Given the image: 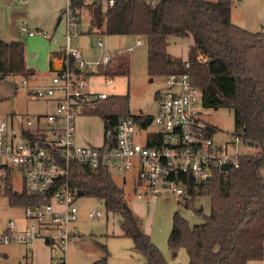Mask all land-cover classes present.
I'll return each mask as SVG.
<instances>
[{
    "label": "trees",
    "instance_id": "16d2710c",
    "mask_svg": "<svg viewBox=\"0 0 264 264\" xmlns=\"http://www.w3.org/2000/svg\"><path fill=\"white\" fill-rule=\"evenodd\" d=\"M233 0H159L151 6L143 0H117L106 7L100 0L85 3L78 0L73 8L91 10V23L109 35L145 36L148 42L147 71L151 76L189 72L202 89L204 107H228L233 111L234 135L242 143L261 149V154H243L239 165L228 170L220 166L211 177L197 182L191 173H180L186 187V198L179 201L203 215L202 223L190 224L179 210L173 213L168 246L173 255L184 247L188 262L177 264H251L264 257V29L249 31L231 18ZM191 37L187 59L173 58L168 52L169 36ZM190 66L186 67L185 62ZM131 57L121 54L98 72L109 78L130 75ZM26 45L22 40L0 38V79L10 75L30 77ZM129 95H111L87 109L98 116L104 131L114 130L119 119L130 115L147 125L149 116L133 115ZM219 127L210 125V133ZM155 145L154 142H148ZM111 140L104 147H111ZM70 183L81 194L101 198L106 211L118 214L124 235L131 238L135 249L146 258L145 264H171L162 250L142 230L141 223L123 189L112 177L107 164L96 167L72 162ZM11 206L34 204L38 198L23 185L15 188L11 173L1 192ZM209 196L210 212L194 207L196 198ZM92 264H108L109 252Z\"/></svg>",
    "mask_w": 264,
    "mask_h": 264
},
{
    "label": "built area",
    "instance_id": "2783aa9c",
    "mask_svg": "<svg viewBox=\"0 0 264 264\" xmlns=\"http://www.w3.org/2000/svg\"><path fill=\"white\" fill-rule=\"evenodd\" d=\"M75 1L78 0H66L61 14L64 44L49 82L31 86L25 78L22 80L33 97L56 100L55 108L25 116V123L18 127L12 119L0 116V193L8 174L19 172L26 191L38 198L34 204L21 206L29 226L15 231V222L10 220L7 230L0 233V244H28L41 237L59 247L62 257L57 264H65L68 244L79 236L72 229L79 219L76 201L80 196V191L69 180L72 162L93 167L107 164L125 182L133 183L137 198H166L171 194L183 200L187 192L180 173H191L200 182L211 177L217 166L225 163L230 167L238 166L243 155L238 148L242 143L239 135L220 140L216 138L217 132L210 133L212 124L201 114L202 89L189 72L163 77L169 89L157 93L158 111L149 116L147 125L130 115L123 116L114 130L104 131V141L111 140V147L79 145L76 142L78 117L87 115V109L95 102L110 96L93 89L96 75L103 76L105 82L112 80L99 73V67L109 64L118 55L134 53L142 41L137 40L97 59L86 58L75 45V38L83 33L78 10L73 8ZM100 1L106 7H113L117 0ZM143 1L154 7L159 0ZM20 29L29 36L51 37L48 31L31 28L24 20ZM99 45H103L101 40ZM185 65L189 67L190 63L186 61ZM138 132H143L142 141L138 140ZM149 140L155 145H149ZM88 216L97 219L103 212L93 209Z\"/></svg>",
    "mask_w": 264,
    "mask_h": 264
},
{
    "label": "rangeland",
    "instance_id": "374dc122",
    "mask_svg": "<svg viewBox=\"0 0 264 264\" xmlns=\"http://www.w3.org/2000/svg\"><path fill=\"white\" fill-rule=\"evenodd\" d=\"M51 1L52 0H30L28 4L12 3L11 6L0 3V33H2V39L8 41L21 39L26 45V57H28V53L33 57H39L42 55L44 48L50 43L49 39L40 35L29 36L27 33H18L15 21H18L16 16H20L19 18L29 22L30 26L33 24L40 25L43 27L42 29L50 33L54 32L55 36L52 43L59 44L63 24L60 23L55 28L60 14L54 17V11L52 10L53 4ZM80 11L83 12V21L79 26L83 33L75 38V45L81 49L82 47L85 48L87 52L88 39L91 38L93 44L98 36L87 32L91 29L89 19L92 16L91 10L84 7ZM232 14L234 15L232 21L249 29L258 30L262 27L261 25L264 24V0H233ZM254 23L257 24L255 25ZM16 24L18 27V22H16ZM101 37L107 45L106 48L110 51L122 48L132 40L136 41L140 39L143 42V45L138 49L139 52L131 55L129 76H115L111 81L106 80L107 82H105L103 76L96 75L93 85L106 91L110 96L129 95L128 106L131 114H138L141 111H148L155 114L157 109L156 92L161 91L164 93L167 92L169 88L162 76H154V80L150 81V78L153 76L149 75L147 71V38L145 36L109 35L105 33H103ZM183 44L185 45L186 43L180 41L175 47L179 49ZM22 80L23 77L20 75H10L5 79H0V116L10 118V112L15 109L17 112L26 111L25 113L20 114L22 117H25L28 115H34L33 112L37 113L45 108L43 101L32 100L30 98L27 88L22 83ZM201 114L207 122L219 127V132L216 134L217 139L223 140L232 138L235 130L232 109L228 107H220L217 109L202 107ZM83 118L82 120H87ZM88 118H90L89 120L91 121V125L88 128L95 129L96 134L101 136V120L95 115ZM15 123L16 127H18L25 123V119L18 118ZM137 137L138 140L142 141L143 132H138ZM238 148L241 154H261V149L255 145L240 143ZM262 175L264 178V168L262 170ZM113 176L115 181L121 185V175L116 171H113ZM13 178L14 187L21 188V174L19 172L16 174L13 173L12 179ZM132 186L133 183H131V181L125 185L124 189L127 200H129L131 195V199L136 198L134 197L135 193L133 192L134 190ZM178 200L183 201L171 194L166 198L158 197L156 199H151L152 206L150 207V212L148 214V220H151L150 224L154 227L153 240L162 250L167 261L171 264L185 263L189 260L188 252L184 247H181L177 254L173 255L168 246V238L172 229L174 211L178 209L181 215L192 225L204 221L203 215L195 213L194 209L191 207H185L183 204H179ZM76 203L80 212V220L77 222V229L85 235L91 233L103 235L106 233L107 224L109 225L110 220H119V215L106 211L104 201L101 198L80 195ZM194 207L196 209L202 207L203 213L209 214L211 209L209 196H200L196 198ZM93 209L101 210L104 215L97 219H89L88 213ZM23 214L22 207L11 206L8 197L5 194L0 193V227L5 225L11 219L17 220V218H20ZM100 239L106 244L109 256H111L112 252L110 251V248H108L107 237L101 236ZM109 239L110 241L108 242H111L112 240L113 242H117L115 239ZM55 251L56 254L60 253L58 249H55ZM114 264L121 263L119 260H115Z\"/></svg>",
    "mask_w": 264,
    "mask_h": 264
},
{
    "label": "crops",
    "instance_id": "0c3cea01",
    "mask_svg": "<svg viewBox=\"0 0 264 264\" xmlns=\"http://www.w3.org/2000/svg\"><path fill=\"white\" fill-rule=\"evenodd\" d=\"M0 3L11 6L12 3H20V2H7L4 0H1ZM51 3L53 4L52 10L54 11L53 13L54 17L60 14L57 19L55 28L60 23L63 24L61 39H60L59 44H53L52 40L55 35H54V32H51V33L49 32L51 34V37L49 38L50 43H48V46L44 48L42 55L39 57H33L32 55L28 53V57H26L27 65L28 67L35 70V74L30 77H23V76L22 77L23 79L25 78L28 81L29 85L31 86L49 82L51 76L53 75L55 71L54 66L59 64V60L57 58L60 56L61 54L60 49L62 48L64 44L62 35H63L65 27H64V22L61 19V14L64 8L66 7L67 2L66 0H52ZM20 4H24V3H20ZM82 14L83 12L80 11L79 12L80 24H82V21H83ZM16 17L18 19V21H15L17 32L25 33L21 31L20 29V23L23 20L19 18L20 16H16ZM231 18L232 20L234 18V15L232 13H231ZM89 19H90L91 29L88 30L87 32L97 35L98 38L93 44H92L91 38L88 39L87 41L88 51L87 52L85 48L82 47V51L84 52L85 57L90 58V59H97V58L102 57L103 54L105 53H111V52L116 51V50L110 51L106 48L107 45L101 37V35L103 34L101 33V29L94 26L91 23L92 16ZM16 22H18V27H17ZM233 22L236 23L235 21ZM27 24L30 26L29 22H27ZM254 24L256 25L257 23H254ZM261 26L262 27L258 30L264 29V24ZM30 27L38 28V29L43 28L40 25H35V24L31 25ZM242 27L246 28L249 31H253V32L258 31V30L249 29L245 26H242ZM1 34L2 33H0V38H2ZM18 40H21V39H18ZM100 40L103 42V45H99ZM180 41L186 44L181 45L179 49H177L175 45L178 44ZM184 41H187V42H184ZM136 42L137 40L136 41L132 40L129 44H127L126 46H123L122 48H126L129 45L134 44ZM192 42H193L192 38L189 36L181 37V36L172 35L168 37L167 50L172 55L173 58L180 57L182 59H187ZM142 45H143V42L140 46L137 47L134 53L130 54V57L131 55L139 52L138 49H140ZM153 78L154 76L150 78V81H153L154 80ZM26 88H27L28 95L30 96L32 100H40L44 102L43 105L45 106V108L42 111L41 110L38 111L37 113H47V112L52 111L55 108L56 100L54 99L43 100V99L35 98L33 97V95L30 94L28 87ZM93 89L104 91V90H101L100 88H97L94 85H93ZM157 92H156V99H158ZM156 102H157V109L155 113L158 111V105H159L158 100H156ZM25 112H17L15 109H13L10 112V120L12 119L15 122L18 118L24 119V117H22L20 114L25 113ZM33 114L35 113L33 112ZM139 114L148 115V116L154 115L148 111H143V112L141 111L140 113L133 114V115H139ZM91 116L92 115L87 114V115H82L78 117V124H77V130H76V142L79 145H89L90 144V145H95V146H103L104 145L103 121L97 116L102 122V133L100 136L96 134L95 129L88 128L91 125V121L89 120L90 118L88 117H91ZM83 117H86V118H83ZM82 118L87 119V120H82ZM111 172H112V177L114 179L113 170H111ZM128 183L129 182H125L123 177L121 178V185L117 183L123 189L124 194H125V189H124L125 185ZM22 186H23V183H22ZM132 187L134 190V186ZM131 196L129 197L128 201L141 223L142 230L148 235H150L152 241L156 244V242L153 240L154 227L153 225L150 224L151 220H148V214L150 212V207L152 206L151 204L152 198L149 196H146L144 198H137L136 195H134V197L136 198L131 199L132 198ZM79 220L80 218L72 225L73 231L79 236L78 238H74L68 244L66 254L64 256L65 264H92L94 261L101 258L105 252L104 247L107 248L106 244L101 241L100 239L101 236L107 237L108 248H110V251L112 252L111 256L108 257V264H114L115 260H119L121 264H145L146 263V258L144 257L143 259L142 253H140L137 249H135L132 239L124 235L120 215H119V220H110L109 225L107 224L106 233H104L103 235L95 234V233L85 235L84 233H81L77 229V222ZM9 221L5 225L0 227V233H3L7 230L9 226ZM13 221L15 222V231H23L25 228L29 226V221L25 219L24 215H22L20 218H17V220H13ZM109 238L115 239V241L117 242H113V240L111 242H108L110 241ZM55 249L56 250L58 249L60 251L57 245H50L41 237L34 238L28 244H23V243L0 244V264H57V262L62 256H61V251L60 253L56 254ZM251 264H264V257L261 260L253 261Z\"/></svg>",
    "mask_w": 264,
    "mask_h": 264
},
{
    "label": "water",
    "instance_id": "95a60500",
    "mask_svg": "<svg viewBox=\"0 0 264 264\" xmlns=\"http://www.w3.org/2000/svg\"><path fill=\"white\" fill-rule=\"evenodd\" d=\"M250 145H253V142L249 143ZM223 170H228L230 168V165L228 163H225L222 165L221 167ZM79 194H81V192H79Z\"/></svg>",
    "mask_w": 264,
    "mask_h": 264
}]
</instances>
